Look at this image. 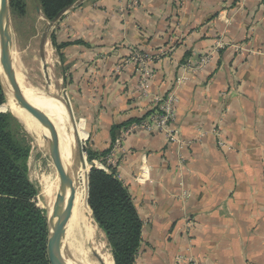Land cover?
I'll use <instances>...</instances> for the list:
<instances>
[{"label":"crops","instance_id":"1","mask_svg":"<svg viewBox=\"0 0 264 264\" xmlns=\"http://www.w3.org/2000/svg\"><path fill=\"white\" fill-rule=\"evenodd\" d=\"M127 2L80 0L48 21L68 43L51 42L95 153L150 111L133 94L136 66L117 72L133 49L152 57L151 91L165 96L188 60L223 44L177 91L186 146L158 132L126 141L118 172L144 224L136 264H264V0H140L122 16Z\"/></svg>","mask_w":264,"mask_h":264},{"label":"trees","instance_id":"2","mask_svg":"<svg viewBox=\"0 0 264 264\" xmlns=\"http://www.w3.org/2000/svg\"><path fill=\"white\" fill-rule=\"evenodd\" d=\"M79 2L39 0L40 10L50 23L58 21ZM10 8L24 13L21 0H10ZM53 43L58 50L68 46V43L59 45L55 39ZM5 102L0 78V107ZM27 139L17 118L0 112V264H50L48 217L34 203L39 190L28 174L31 146ZM86 151L89 162L109 153L99 155L90 149ZM86 203L95 224L105 235L115 264H136L142 251L144 224L129 188L115 169L93 167L90 170Z\"/></svg>","mask_w":264,"mask_h":264},{"label":"rangeland","instance_id":"3","mask_svg":"<svg viewBox=\"0 0 264 264\" xmlns=\"http://www.w3.org/2000/svg\"><path fill=\"white\" fill-rule=\"evenodd\" d=\"M21 2L24 6V13L14 12L10 8L14 66L20 77L22 79L24 78L23 85L26 90L48 93L56 96L60 95L59 97L66 100L70 107L74 141L72 147V163L70 162L68 164V169L77 177L79 169L83 166L85 167L84 156L86 155L88 158L86 150L90 149L89 138L85 136L83 130L79 132L81 139L77 134V123L84 118H82L76 110L72 96L66 88L67 80L65 79V82L62 80L63 73L57 64L56 53L51 44L57 29H54L53 25H50L43 16L42 12H39V0H21ZM1 110L4 113H13L14 115H12L15 118L18 117L17 120L24 128V132L28 138L27 141H29L31 146L30 156L27 161L28 174L31 182L39 190V194L34 199V203L37 208L45 211L47 214L46 200L43 196L44 179L48 177L55 179L57 178L58 172L49 156L46 142L43 143V141H41L42 139L37 131L38 127L42 125L36 119L22 114L16 107L10 105L7 99L5 104L1 106ZM43 112L45 113L46 110L43 109ZM90 219L96 227V236L94 242H89L86 244V247L92 249L95 243L97 245L103 244L105 246L104 251L111 254L105 235L95 224L92 214L90 215ZM89 251V253H91L89 260L101 264L102 257L93 250ZM62 252L75 264H80V260L84 259L82 253L76 247L71 248L68 244L62 245Z\"/></svg>","mask_w":264,"mask_h":264},{"label":"bare ground","instance_id":"4","mask_svg":"<svg viewBox=\"0 0 264 264\" xmlns=\"http://www.w3.org/2000/svg\"><path fill=\"white\" fill-rule=\"evenodd\" d=\"M0 6H1V0H0ZM0 74L2 78L3 88L6 94L7 102L10 105L16 107L22 114L32 119H35L28 112H26L24 109H21L17 105L13 95L12 87L7 81L4 74L2 73L1 65H0ZM17 77H18V82L23 90L26 99L41 111H43V109L46 110L45 114L49 116L48 118L51 120L54 127L56 144L58 147V151L60 153V157L62 158V161L66 166V168H68V164L71 162V158H72V147H73L74 136L72 132V128H73L72 119H71L72 117L69 110L66 108L63 99L59 97L60 95L56 96L48 93L26 90L23 85L24 78L22 79L18 73H17ZM37 131L39 132V135L42 139L41 141L45 143L44 137L49 135L48 131L43 126L38 127ZM77 134L81 139L78 131V127H77ZM86 175H87V170H85L84 167H81L78 171L77 177H75L74 180L75 198L72 207V212L67 223L66 233L62 245L68 244L71 248L76 247L82 253L84 259L80 260V264H100L98 262H91L89 260V256L91 254L89 253L90 252L89 250H93L96 254L102 257V258L100 257L102 260L101 264H115L112 255L109 252L104 251L105 246L103 244L97 245L95 243L93 244L94 247L92 249L86 247V244H88L89 242L91 243L94 242L96 236V227L93 225L90 219L91 212L86 203V191H87ZM64 188H65V183L60 179L59 174L55 179H52L51 177L44 179L43 196L46 200V209L48 211L47 217L51 223H54L56 221L59 208L62 205V194ZM63 257L66 264H75L70 259H68L66 255L63 254Z\"/></svg>","mask_w":264,"mask_h":264},{"label":"built area","instance_id":"5","mask_svg":"<svg viewBox=\"0 0 264 264\" xmlns=\"http://www.w3.org/2000/svg\"><path fill=\"white\" fill-rule=\"evenodd\" d=\"M139 6L140 0H128L126 6L121 11V15L124 16L128 11L137 9ZM222 47L223 44L219 41L213 51L201 55L197 60H188L181 67V74L175 81L174 90L165 96L154 94L151 91L150 81L153 76L151 68L153 61L152 57L148 53L139 49H133L131 51L129 59L125 61L124 64H119L117 72H121L127 63H132L136 66L138 84L133 94L138 100L150 102L151 108L140 122L131 124L129 127L124 128L121 131L120 135L113 142L109 153L104 158L95 159L89 162L86 155L84 156L85 167H83L87 170L88 175L87 190L89 188V173L93 167L100 170L115 169L119 176L118 169L121 167L122 158L128 153L126 141L132 134L137 132H158L166 136L168 142L186 146V143L180 140L178 130L173 126L176 117V108L179 103L177 91L191 79V75L194 72L205 70L213 62L216 50H219ZM212 133L216 136L217 145L219 147H227V143L222 139V133L219 129L213 130ZM186 197L188 198V196ZM179 261L187 262L189 264H198V262L191 257L188 258L182 256L179 258Z\"/></svg>","mask_w":264,"mask_h":264},{"label":"water","instance_id":"6","mask_svg":"<svg viewBox=\"0 0 264 264\" xmlns=\"http://www.w3.org/2000/svg\"><path fill=\"white\" fill-rule=\"evenodd\" d=\"M39 12H41L40 9ZM10 17H11L10 0H1L0 65L2 68V73L4 74L7 81L12 87L13 95L17 105L21 109H24L26 112H28L32 117H34L49 133L48 136L44 137V140L48 147L49 156L60 176V179L65 183V188L62 194V205L59 208L56 221L54 223H51L50 220L48 219L49 234H48V244H47V255L50 264H66L62 252V244L75 198V183H74L75 176L70 172L68 168H66V166L62 161V158L60 157V153L58 151V147L56 144L54 127L52 125L51 120L43 111L35 107L32 103H30L26 99L23 90L18 82L17 72L13 60V33L11 30ZM0 78H1V74H0ZM63 101L65 103L66 108L69 110V112H71L67 102L64 99ZM0 112L4 113L1 110V107H0ZM88 195H89V188H88Z\"/></svg>","mask_w":264,"mask_h":264}]
</instances>
